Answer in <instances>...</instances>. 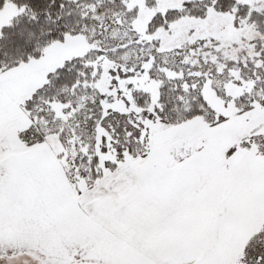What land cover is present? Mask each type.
<instances>
[{"label":"snow or ice","instance_id":"obj_1","mask_svg":"<svg viewBox=\"0 0 264 264\" xmlns=\"http://www.w3.org/2000/svg\"><path fill=\"white\" fill-rule=\"evenodd\" d=\"M0 264H264V0H0Z\"/></svg>","mask_w":264,"mask_h":264}]
</instances>
